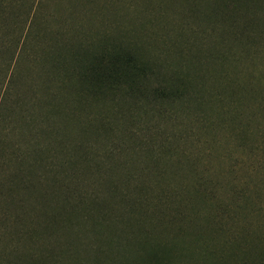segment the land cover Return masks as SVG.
Instances as JSON below:
<instances>
[{
  "label": "trees",
  "instance_id": "16d2710c",
  "mask_svg": "<svg viewBox=\"0 0 264 264\" xmlns=\"http://www.w3.org/2000/svg\"><path fill=\"white\" fill-rule=\"evenodd\" d=\"M81 1L90 6L97 0H41V32L48 31L47 23L53 17L51 9L64 6L66 2L79 5ZM155 1L171 13L181 14L187 21H214L215 32L226 23L242 24L247 28L264 22V0ZM160 13L168 14L166 9ZM3 19V29L9 30L11 19ZM21 29L23 31V27ZM49 29L53 34L56 32ZM254 33L264 35L260 30ZM89 36L80 37L79 47L85 46ZM22 38L21 34L13 36L12 29L10 39L0 37V51L5 50L3 47H18ZM188 43L180 44L176 49L172 47L174 55L183 58L189 49ZM97 48H103L101 56L95 53L86 61L76 51L79 61L73 68L41 69V140H46L41 146V237H57V229L63 228L61 217L59 221V216L48 208V204L54 201L70 203L85 212H99L106 221L120 224L127 230L140 231L139 243L143 241L154 246L142 255L144 264H151L150 259L153 264H165L155 248L160 247L166 257L173 256L174 235L167 236L154 226L160 223L162 218L156 217L163 211H172L187 220L197 221V224H206L207 238L211 235L210 239L220 237L223 240L221 246L213 243L220 252L203 243L208 254H223V259H227L231 255L255 251L264 264V236L257 232L259 227L264 228L262 157L230 137L216 140L218 133L202 116L199 105L192 101V85L188 81L191 74L185 66L177 75L172 74L164 70V66L171 64L170 58L161 61L164 54L154 53L146 44L132 40L119 46L103 42ZM147 53L158 56L161 63L150 64L146 61L150 56ZM203 53L215 55L209 48ZM229 54L230 51H226L222 56ZM225 77L230 80L226 72L222 79ZM3 82L6 85L0 97V121L9 97H20L8 78L5 77ZM178 105L186 111L183 115L191 118L189 126L174 114L179 112ZM191 105L195 108L190 109ZM158 114L162 119L151 124V117ZM163 121L167 128L159 134L157 129ZM220 142L230 149L241 148L249 154V157L246 154L247 159L253 158L254 162L248 164V160H242L235 164L231 160L230 165L216 172L212 156ZM204 145L210 146L205 157L202 154ZM53 147L58 149L61 157L52 153ZM238 169H244L243 178L237 177ZM7 215H0V225ZM7 218L14 219L10 215ZM74 219L77 217L71 213L63 217L68 229L72 228ZM78 224L85 226L86 223L81 218ZM176 224L175 221L171 225ZM93 233L100 244L105 241V247L98 245L95 263H83L75 246V253L73 246L68 247L71 255L66 257L69 259H60L58 253L62 254L67 248L60 243L41 247V259L37 262L129 264L123 261V252H119L123 245L117 237ZM17 259L37 258L27 254L19 257L18 254Z\"/></svg>",
  "mask_w": 264,
  "mask_h": 264
},
{
  "label": "rangeland",
  "instance_id": "374dc122",
  "mask_svg": "<svg viewBox=\"0 0 264 264\" xmlns=\"http://www.w3.org/2000/svg\"><path fill=\"white\" fill-rule=\"evenodd\" d=\"M129 1L97 0L90 6L84 1L78 2L79 5L68 2L64 6L57 5L51 9L53 17L47 23L48 31L41 32V0H0V37L10 39L12 29L13 36H23L18 47H3L5 50L0 51V97L6 85L5 77L20 95L8 98L6 112L2 113L3 120L0 121V215L8 213L7 216L14 218L4 216L6 219L0 225V264H39L41 247L57 246V243L67 247L62 254L58 253L60 259H69L66 257L71 255L68 247L73 246L74 252L75 246L83 263H95L100 242L93 232L104 237H117L123 245L119 252H123L125 263L144 264L142 255L154 248L143 241L139 243L140 231L127 230L120 224L106 221L99 212H85L70 203L56 201L48 204V208L59 216V221L61 217L63 228L57 229V237H41V146L46 141L45 138L41 140V69L73 68L79 61L77 57L86 61L95 53L99 55L103 48L99 50L97 46L103 42L113 46L127 40L144 43L154 53L164 54L161 61L170 58L171 64L164 66V70L172 74L177 75L185 66L191 74L188 81L192 85V101L199 105L211 129L218 133L216 140L230 137L234 142L244 144L254 155H260L264 162V35L254 33L264 31V22L247 28L242 24L226 23L215 32L214 21H187L181 14L160 7L155 0H134L132 4ZM164 9L168 14L160 13ZM3 18L11 19L9 30L3 29ZM49 28L56 30V34ZM235 31L239 33L234 34ZM86 34L90 35L89 42L85 41V46L79 47L80 37ZM187 42H190L187 44L189 49L183 58L174 55L171 48L176 49ZM208 48L214 57L203 53ZM226 51L230 54L223 57ZM147 55H150L146 59L150 64L161 63L158 56ZM224 72L230 75V80L222 79ZM232 84L236 86L230 87ZM193 108L191 105L190 109ZM177 109L179 112L174 114L186 126L192 124L191 118L183 115L186 111L183 112L182 106L178 105ZM160 116L151 117V124L159 123ZM166 128V121H163L157 131L161 134ZM204 146L202 154L205 157L210 146ZM53 148L52 153L61 157L58 149ZM215 151L212 160L216 163V172L230 165L231 160L235 164L242 160H248V164L254 162L253 158L247 159V153L241 148L230 149L223 142ZM238 171L237 177L243 178L244 169ZM14 173L18 176H13ZM68 213L79 221L82 218L85 226L74 219L72 228L68 229L63 221ZM159 218L162 219L157 226L149 223L167 236L174 235L175 241L173 256L166 257L160 247L155 248L165 264H262L255 251L231 255L227 259H223V254H208L203 243L220 252L214 244L221 246L223 240L220 237L210 239L211 235L207 238L206 224H197V221L187 220L172 211H163L156 217ZM244 218L247 220L246 216ZM175 221L177 224L171 225ZM257 232L264 236L263 227ZM104 244L102 240L100 245L105 247ZM18 254L19 257L27 254L37 259H17ZM150 263L153 264L151 259Z\"/></svg>",
  "mask_w": 264,
  "mask_h": 264
}]
</instances>
